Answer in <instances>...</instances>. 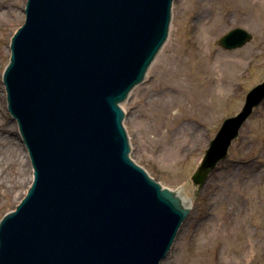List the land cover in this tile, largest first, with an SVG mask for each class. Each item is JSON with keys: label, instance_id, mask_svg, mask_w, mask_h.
<instances>
[{"label": "water", "instance_id": "obj_1", "mask_svg": "<svg viewBox=\"0 0 264 264\" xmlns=\"http://www.w3.org/2000/svg\"><path fill=\"white\" fill-rule=\"evenodd\" d=\"M174 0H28L4 73L34 180L0 221V264H161L187 212L130 158L126 101L165 45ZM236 27L215 44L244 47ZM264 101L225 119L191 177L197 191Z\"/></svg>", "mask_w": 264, "mask_h": 264}, {"label": "rangeland", "instance_id": "obj_2", "mask_svg": "<svg viewBox=\"0 0 264 264\" xmlns=\"http://www.w3.org/2000/svg\"><path fill=\"white\" fill-rule=\"evenodd\" d=\"M27 1L6 0L0 8L9 14L0 20V87L7 101L0 100V119L13 127L19 144L24 139L9 111L3 75L12 37L25 22ZM236 27L254 39L235 50L215 44ZM167 37L144 82L122 103L131 158L164 187L183 188L191 200L162 264H235L238 259L264 264V101L203 189L197 191L191 181L223 121L236 115L246 94L264 80V0H174ZM12 153L0 150L4 165ZM30 168L34 172L31 159ZM17 170L4 175L10 190L0 180V221L31 186L16 184Z\"/></svg>", "mask_w": 264, "mask_h": 264}, {"label": "bare ground", "instance_id": "obj_3", "mask_svg": "<svg viewBox=\"0 0 264 264\" xmlns=\"http://www.w3.org/2000/svg\"><path fill=\"white\" fill-rule=\"evenodd\" d=\"M5 6H6V0H0V8L5 7ZM7 12H9V11H7ZM6 14L9 15L8 13H0V20L1 21L5 20L4 18H5ZM9 52H10V54L12 53L11 47H10ZM2 92H3V94H2ZM5 96H6V92L4 91L3 88L0 87V100L2 101V104H4V105H6V102H7ZM1 106H3V105L0 104V117L2 118L3 117V109ZM15 121L18 122L16 119L14 120V122ZM16 126H15V129H17ZM18 127H19V124H18ZM19 132H20V129H19ZM14 135L15 134L13 131V127L7 125L6 121L4 122L2 119H0V150L3 148H7V149H9V151H11L13 153L16 152L15 155H13V153L10 155V157L8 158V164L4 165L5 161L1 162V160H0V167H1L0 168V170H1L0 171V180L2 181L1 184L5 185V187L9 190L12 188V186L9 183L10 181L8 182L7 180H4V175L8 170L12 169L13 167L14 168L16 167L18 169L16 172L17 175H15V178L17 179L16 184H19L23 188H27V186L31 182H33V180H34L33 179L34 178V172L30 168V157H29L28 151L25 149L27 146L24 142H23V144L26 146L25 148H24L23 144H19L15 140V138H13ZM254 170H255L254 175L257 178L261 179L263 176L262 172L257 168H255ZM167 190L171 194L170 196L173 197L177 201L176 203L179 204L181 209H183L185 211H188L190 209L191 200L186 195V193L183 192L184 191L183 188L172 189V190L167 189ZM18 197H19V195H18ZM21 197H20V199H21ZM20 199H18V200H20ZM242 256H243V254H242ZM163 261H164V259L161 261V264ZM234 263L235 264H246L244 259H238V262H234Z\"/></svg>", "mask_w": 264, "mask_h": 264}]
</instances>
